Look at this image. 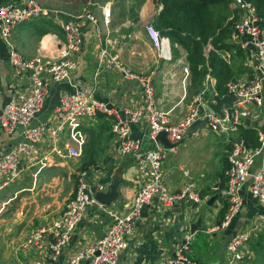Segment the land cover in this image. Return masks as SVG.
I'll return each instance as SVG.
<instances>
[{"label":"crops","instance_id":"obj_1","mask_svg":"<svg viewBox=\"0 0 264 264\" xmlns=\"http://www.w3.org/2000/svg\"><path fill=\"white\" fill-rule=\"evenodd\" d=\"M38 1L43 8V15L24 22L11 33V43L23 55L55 54L64 40L61 23L73 21L82 11H88L101 20L100 8L107 4L111 8V22L103 29L104 36L130 71L138 75H148L154 70L152 83L155 87L156 105L169 111L171 120H177L190 110L195 104L196 97L199 98L200 106L209 108L208 103L213 102L214 96L218 95L214 87L215 79L209 74L200 78L197 70L192 68L184 47L172 42L161 33V28L155 25L162 4L154 0ZM23 2L24 0H0V5ZM146 25H151L167 39L169 52L166 58L157 56L158 51L145 29ZM81 26L85 34L84 49L77 58L76 69L69 82L55 83L49 87L37 115L39 121L52 118L59 96L64 90L75 91L81 87L88 89L95 99L111 105L110 112L120 117H124L125 109H137L142 105L139 83L124 79L116 70H102L97 67L95 55L100 43L92 35V24L88 20H81ZM9 49L0 33V112L13 94L29 91L26 75L16 76L8 62ZM209 49L211 45L208 44L204 48L205 56ZM220 54L232 66L233 81L242 84L251 78L255 62L250 46L240 48L237 52L221 50ZM184 68L187 69V73L184 72ZM223 96L226 94L219 97ZM262 100V105L255 108L253 116L248 118L250 126L255 127L258 133L264 132V89ZM115 115L100 112L93 120H82L86 142L81 155L83 153L88 157L85 167L83 166L87 172V183L92 186L103 184L105 192L114 184L118 196L108 207L125 213L131 207L133 197L141 185V178L133 158L119 153L118 141L109 130V121ZM204 126L200 123L192 127L178 145L176 153L167 155L162 167L163 184L168 190L177 191L185 182L192 181L200 195H203L202 202L195 205L177 203L173 207H164L154 199L147 205L146 212L137 219L129 235L128 246L120 254L117 264H161L174 250L182 232L188 227L190 229L191 223L197 220L200 228L193 232L189 256L198 264H223L228 240L238 230L247 228L264 212L263 207L249 193L246 184L241 191L243 209L227 228L214 229L223 217L221 210L226 203L220 192L228 166L227 154L231 148V141L240 137L239 133L226 137L210 129H208L210 133H207ZM148 130L145 119L130 124V137L142 140L143 149L155 148L159 144L147 137ZM18 139L19 131L12 135L0 131V156ZM43 141V147L47 148L48 139L45 138ZM71 159L76 158H59L50 166L65 167L67 160ZM261 168H264V148L256 156L251 171L256 172ZM43 169L45 167L37 172L36 168H32L23 176L31 175L34 179ZM212 197L213 200L209 203ZM108 220L100 205L89 206L57 260L50 258L46 247L24 254L17 246L14 252L16 260L13 264L25 258H41L47 264H70L69 256L80 247L99 238L104 233ZM197 239L201 245L195 246Z\"/></svg>","mask_w":264,"mask_h":264},{"label":"built area","instance_id":"obj_2","mask_svg":"<svg viewBox=\"0 0 264 264\" xmlns=\"http://www.w3.org/2000/svg\"><path fill=\"white\" fill-rule=\"evenodd\" d=\"M235 21L229 42L244 49L251 47L255 62L254 73L245 83L229 81L227 96L232 100L221 107V113L211 108L202 107L199 98L190 110L177 120H171L169 111L156 105L155 87L152 83L154 70L148 75H138L130 71L119 59V55L108 43L103 34L111 22V8L101 6V20L88 11L77 14L73 21L63 22L60 28L64 40L55 54L37 53L25 56L10 41L12 31L26 21L43 15V8L38 0H24L21 4L4 3L0 5V33L9 49L8 62L16 76L26 75L29 82L27 93L13 94L0 112V131L12 135L19 131V139L12 143L0 156V190L14 184L32 168L54 165L57 159L78 158L86 142L82 130V120H93L98 113L113 114L107 103L95 99L86 88L75 91L64 90L60 96L53 116L39 121L37 115L52 84L70 81L78 64L77 58L84 49V32L81 20L92 24V35L100 45L95 55L97 67L102 70H116L124 79L140 84L142 105L137 109H125L124 117L115 115L109 121V130L118 141L119 153L131 156L141 178V185L136 191L130 209L121 213L100 204L95 194L103 191L105 186L87 183L86 170H78L75 187L62 211L44 224L31 229L22 241L18 250L26 254L40 251L46 247L50 258L57 260L69 242L76 226L81 221L85 210L92 205L108 217L104 233L94 242L86 244L72 253L70 264H117L120 254L128 246V238L144 206L154 199L164 207H173L177 203L200 204L201 195L192 181L185 182L177 191L168 190L163 184V161L169 153H176L177 147L185 135L197 124L203 123L211 131L226 137L237 135L239 127L251 118L255 108L262 105L264 89V18L257 14L254 3L245 0H232ZM159 58L168 56L167 39L151 25L145 27ZM166 40V42H165ZM187 73V69L184 68ZM145 119L148 123L147 137L151 141L159 132L166 133V139L172 147L165 148L158 144L151 149L142 148V140L130 137V124ZM48 147L44 148V139ZM260 146L249 148L241 138L231 141L227 154L228 167L225 170V181L220 196L226 201V211L220 223L214 228H227L232 220L243 209L241 191L246 184L252 197L263 207L264 211V168L251 171L255 158L264 148V132L258 133ZM175 143H179L175 145ZM249 181V182H248ZM248 182V183H247ZM213 229V230H214ZM256 232H264V212L252 221L247 228L238 230L225 246L223 264H250L253 252L249 246V237ZM193 232L189 227L182 232L172 253L161 264H198L189 256ZM16 264H47L41 258H25Z\"/></svg>","mask_w":264,"mask_h":264},{"label":"trees","instance_id":"obj_3","mask_svg":"<svg viewBox=\"0 0 264 264\" xmlns=\"http://www.w3.org/2000/svg\"><path fill=\"white\" fill-rule=\"evenodd\" d=\"M162 4L155 25L172 42L184 47L192 68L204 78L209 74L215 79V91L219 96L227 93V83L232 81L234 72L229 61L220 51L230 52L240 49L228 42L235 15L232 0H154ZM254 3L257 14L264 18V0H245ZM211 45L206 56L204 48ZM240 54V52H238ZM239 137L249 148L260 146L258 132L252 126H240ZM228 167V166H227ZM225 178V176H224ZM203 196V195H201ZM227 204L221 210L224 215ZM253 253L250 264H264V232L253 233L249 237Z\"/></svg>","mask_w":264,"mask_h":264},{"label":"rangeland","instance_id":"obj_4","mask_svg":"<svg viewBox=\"0 0 264 264\" xmlns=\"http://www.w3.org/2000/svg\"><path fill=\"white\" fill-rule=\"evenodd\" d=\"M205 131L210 133L211 130L207 128ZM87 159L82 153L76 159L67 160L65 167H45L36 178L25 175L0 190V264L15 263L14 252L18 243L31 229L62 211L74 191L75 173L86 170ZM196 241L195 246L201 245L199 239Z\"/></svg>","mask_w":264,"mask_h":264},{"label":"water","instance_id":"obj_5","mask_svg":"<svg viewBox=\"0 0 264 264\" xmlns=\"http://www.w3.org/2000/svg\"><path fill=\"white\" fill-rule=\"evenodd\" d=\"M233 96H223L219 97L218 95L214 96L213 102H209L208 106L211 108L213 111L217 113H221V107L225 104H228L232 100ZM108 107H111V105H108ZM250 120L246 119L245 120V125L250 126ZM155 140L162 145L165 148L172 147L174 145H171L168 140L166 139V133L164 131L159 132L158 135L156 136ZM182 142V141H181ZM179 142V143H181ZM179 143H175V145H178ZM118 196V192L115 189V185L112 184L107 188V191H99L95 194V199L98 203L104 204L106 206L110 205L112 201H114ZM213 200V197L209 199V203ZM147 206H144L142 209V212H146ZM200 228L199 220H197L194 223H191L190 225V231L194 232L195 229Z\"/></svg>","mask_w":264,"mask_h":264}]
</instances>
